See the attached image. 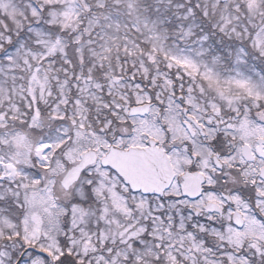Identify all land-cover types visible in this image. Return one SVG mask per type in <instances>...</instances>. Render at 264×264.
<instances>
[{
  "label": "snow or ice",
  "instance_id": "6c2138e0",
  "mask_svg": "<svg viewBox=\"0 0 264 264\" xmlns=\"http://www.w3.org/2000/svg\"><path fill=\"white\" fill-rule=\"evenodd\" d=\"M0 264H264V0H0Z\"/></svg>",
  "mask_w": 264,
  "mask_h": 264
}]
</instances>
